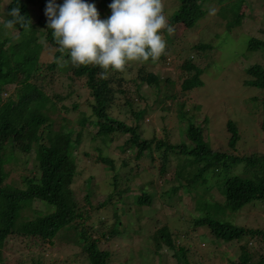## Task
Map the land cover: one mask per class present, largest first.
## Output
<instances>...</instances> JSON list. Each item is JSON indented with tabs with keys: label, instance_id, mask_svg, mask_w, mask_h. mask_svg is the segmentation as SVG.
Segmentation results:
<instances>
[{
	"label": "trees",
	"instance_id": "trees-1",
	"mask_svg": "<svg viewBox=\"0 0 264 264\" xmlns=\"http://www.w3.org/2000/svg\"><path fill=\"white\" fill-rule=\"evenodd\" d=\"M243 1L245 0H180L178 9L171 15L170 24L184 23L187 28H192L206 14V3L212 2L219 6L215 13L218 25L220 21L227 23L229 15L233 17L235 25H240L243 20L253 18L246 13L231 11V6H239L240 8ZM111 2L112 0H98V2L93 3L102 8L99 10L100 14H104V11L111 14L109 8ZM263 2L264 0H261L260 4L255 5L261 7ZM47 4L48 0H7V5L3 10L7 21L12 19L9 13L13 9L23 16L25 21L23 25L19 23L14 25L19 31L16 40H12L11 35L7 33L11 29H4L0 24V249L5 245L9 236L19 233L16 231V227L19 225L30 227L28 232L22 233L25 236L52 244L60 236L61 230L73 228L78 242L83 247L82 250L86 253L89 264H109L112 253L110 250L99 246L100 237L107 238L119 235L121 217L124 214L126 216L134 215L139 221L145 216L150 217V223L151 219L160 220L153 218L152 209L154 207L153 197L158 187L162 186L161 196L164 197L167 194L170 196V200L174 201V197L171 196L175 193L180 206L183 204L181 200L184 198L179 194L181 190L192 196L195 209L199 213L194 214L190 211L184 223L205 226L203 231L205 234L211 235L214 244L221 243L223 245L248 238L246 242L240 245L242 255L239 263L264 264L263 254L259 255V260L253 261L251 252L254 251L247 243L256 237L264 241V230L239 226L228 220L220 219L218 213L209 209V206L213 204L199 195L200 190L197 184H205L206 178L203 173L207 171V165L201 166V157L205 159L209 158L208 155H213L214 157L210 160L217 163L218 169L223 175L221 185L217 187L223 199H215L213 193L210 192L213 201L232 211H237L256 199L264 201V152L233 156L228 151L210 146L204 140L207 133L205 127L208 117L205 116L204 124L201 125V123L194 121L193 114L188 108V98L192 96L197 87L204 84L202 75L208 67V63H203L201 58L209 56L207 54L212 52L213 43L211 41L193 43L191 46L192 56L185 57L182 50L175 54L176 65L180 71L177 79L181 80V89L174 91L167 88L171 94L166 95V97L176 100L180 105V118L183 121L186 120V125L182 126L183 135L188 136L191 143H187L186 139H183L180 144H174L168 139H148L140 131L142 120L146 117L147 106L137 108V98L126 95L121 86L123 79L121 74L123 72L110 69L102 75V70L98 66L73 67L67 51L61 53L53 38L52 30L47 28L48 17L45 14ZM32 7L42 13L39 22L32 18ZM262 30L264 31V29ZM1 34H5L6 37L1 38ZM8 42H10L9 46H6ZM48 46L56 48L55 59L48 64H43L40 62L41 51ZM248 48L253 51L259 49L260 52H264V39L251 38ZM162 57L166 58V55ZM166 62L170 64L168 60ZM44 68L51 71L67 72L73 82L84 80V85L90 94L92 115L82 117L80 122L83 126H94L95 135L101 137L105 143L121 141V134L128 133L129 137L118 143V147L123 152H128L129 155L132 154L134 158L138 159L145 154L154 158L153 152L155 150L161 151L163 162L160 169V179L142 182V186L137 183L134 188L132 172L127 173L125 178L115 172L113 174L115 179L114 191L107 195L105 201L95 205L94 210L83 208L72 188L75 177L79 173L75 155L83 134L80 129L69 125L68 122L62 123L58 129L53 128L54 120L49 116L48 110H55L56 104L51 101V98L52 96L58 97V95L50 94L36 81L43 74ZM21 73L24 75L20 78ZM245 73L248 76L245 79L246 85L264 89L263 64H252L245 69ZM153 76L156 77L153 72H144L142 81ZM166 81L169 83L172 80L167 78ZM159 82L160 79L157 78V91H162L163 86H158ZM12 84L17 85L16 90L5 98L6 87ZM158 94L161 95L162 93L158 92ZM119 97L122 98L125 108L129 107L132 112L136 121L135 124H127L125 119L111 114L110 108L114 106ZM138 97L144 99L141 94H138ZM200 107L201 105L194 104L195 109L199 110ZM227 128L230 133L229 146L234 149L240 137L239 129L233 120L228 121ZM261 128L264 129V101ZM19 152L21 155L18 154ZM31 152L34 153L37 161V171L30 168L29 173L21 176V181L17 182L20 184L6 182L11 173V169H6V164L20 160L27 164L28 161L32 160ZM171 152L178 153L180 158L175 177L172 179L173 183L165 189L163 184L164 181L167 182L168 180L163 173ZM96 161L114 165L113 159L107 156L99 155ZM125 163H131V158H125ZM181 164H184L185 172V169L181 168ZM162 177L164 178L162 179ZM119 179H123V183ZM92 180L90 178L86 185L93 183ZM145 185H149L151 189ZM135 190L138 191L135 192ZM86 192L90 193V190L86 188ZM36 199L42 201L51 211L45 213L42 210H37L32 217L25 214V211L30 212ZM114 205L117 206L114 207ZM118 206L120 207L119 211L117 210ZM104 207L115 208V222L108 231L101 228V235L93 238L90 230H95V227L87 223L91 219L90 212L98 211ZM172 213H174L173 209ZM145 219L142 223L143 229L136 231L141 233L146 231L144 225L147 228L148 226ZM104 223L105 220H100L99 224L102 226ZM125 228L130 229L128 226ZM151 238L155 242L156 255L161 254V249L165 247L162 245L164 243L167 246L165 248L168 252H173L179 264H189L188 248L178 241H174L168 225L157 230ZM41 257L39 258L40 261Z\"/></svg>",
	"mask_w": 264,
	"mask_h": 264
},
{
	"label": "rangeland",
	"instance_id": "rangeland-1",
	"mask_svg": "<svg viewBox=\"0 0 264 264\" xmlns=\"http://www.w3.org/2000/svg\"><path fill=\"white\" fill-rule=\"evenodd\" d=\"M36 2L41 6L38 1ZM56 2L60 4L61 0H56ZM89 2H98V0H89ZM163 3L165 14L170 23L171 15L178 9L180 0H163ZM260 3L261 0H245L240 8L239 6H231L232 12L235 10L237 13H246V15L253 16V18L243 20L240 25H235L233 17L229 15L227 23L220 21L218 25L215 14L209 15V9L214 8L217 11L219 6L216 3L207 2L206 14L192 28H187L184 23H181L172 25L175 28L172 35L163 31L164 39L167 41L166 58L161 56L155 62L150 60L149 62L129 63V66L121 74L123 78L121 86L128 97L137 98V108L147 106L146 117L142 120V127L140 128L144 137L158 140L168 139L174 144H180L183 139H186L187 143H191V139L183 135L182 126L186 125V120L183 121L180 118V105L176 100L166 97V95L171 94L167 88L174 91L181 89V80L177 79L180 71L176 65L175 54L182 50L185 57L192 56L191 46L193 43L211 41L214 46L212 52L207 54L209 56L201 58L204 61L203 63H208V67L202 75L204 84L197 87L192 96L188 98L189 111L193 114L194 121L201 123V125L204 124L203 119L205 116L208 117L205 127L207 133L204 140L210 146L228 151L233 156L264 152V129L261 128L264 89L245 84V79L248 77L245 69L255 63L264 65V52H260L259 49L255 52L248 48L251 38L264 39V31L262 30L264 29V2L261 7L255 5ZM6 5L7 0H0V24L2 25L7 21L3 12ZM32 8V18H34V21L39 22L42 13L35 7ZM97 8L98 10L102 9L99 6ZM109 15L104 11L101 18H107ZM3 31L6 32V30ZM7 33L11 35L12 40H16L19 31L13 26ZM4 37L6 35L1 34V38ZM9 43L6 46H9ZM55 51L56 48L50 46L43 48L40 62L43 64L52 62L55 59ZM144 72H153L156 77L153 76L146 81H142ZM23 75L24 73H21L19 77L21 78ZM157 78L160 79L158 86H163L162 91H157ZM167 78L172 81L168 83ZM36 81L50 94L58 95V97L52 96L51 98V101L56 104L55 110H48L49 116L54 120L53 128L58 129L62 123L68 122L69 125L82 131V140L75 155L79 173L75 177L72 188L83 208L94 210L95 205L106 200L107 195L114 191L115 179L113 174L115 172L124 178L127 173L132 172V176H134L132 185L134 188L137 183L142 186V182L160 179V169L163 162L161 151L155 150L153 152L154 158L145 154L142 158L137 159L118 147V143L129 137L128 133L121 134V141H112L108 144L101 137L95 135L94 126H83L80 122L81 118L92 115L90 94L84 85L83 79L73 82L67 72L51 71L44 68L43 74ZM16 87L15 84L8 85L4 97L7 98L12 94ZM137 92L144 96V99L138 97ZM158 92L162 94L160 95ZM159 96L162 97V100ZM117 99L118 101H115L114 106L110 108L111 114L125 119L127 124H135L136 121L129 107L125 108L121 97ZM194 104L201 105L200 109H195ZM64 106L66 107L64 108ZM229 120L234 121L240 134L234 149L229 146L230 133L227 128ZM18 154L21 155L20 152ZM99 155L110 157L113 159L114 165L97 162L96 159ZM31 156L32 160L28 161L27 164L22 160L6 164V169H11L6 182L17 183L21 181V176L29 173L30 168L37 171V161L33 152H31ZM208 156L209 158L205 159L201 157V166L207 165V171L203 173L206 182L197 185H199V195L213 204L209 206V209L214 213H218L219 218L222 220H228L239 226L264 230L263 200H253L237 211H232L212 200L210 192L213 193L215 199H223L222 194L217 190V187L221 185L223 175L220 173L217 163L210 160L214 156ZM128 157L131 158V163L126 164L125 158ZM179 158V154L174 152H171L168 158L163 173L168 180L167 182L163 180L165 189L173 183L172 179L175 177ZM181 160H184V158H181ZM181 168H184V164H181ZM90 178L93 179V183L86 185ZM123 179H119L120 182L123 183ZM145 186L151 189L149 185ZM86 188L90 190V193L86 192ZM161 191L162 186L158 187L153 197L154 207L152 209L153 218H159L160 220L151 219L150 223V217L145 216L139 221L134 215L126 216L124 214L121 217L122 223L119 226L121 229L119 235L107 238L100 237L99 246L110 250L112 253L109 264H179L173 252H168L164 243L162 245L165 247L161 249V254L156 255L155 242L151 237L164 225L169 226L174 241H178V243L188 248L189 264H240L239 259L242 255L240 245L246 242L248 238L223 245L221 243L214 244L211 235L204 233L203 227L205 226L184 223L190 211L194 214L199 213L195 209L192 196L181 190L179 194L184 196L181 200L184 206L182 203L180 206L175 193L171 196L174 197V201H172L167 194H163L164 197H162ZM116 206L114 205V207ZM114 209L113 207H104L98 211L90 212L91 219L87 223L95 227V230H90L93 238L101 235V228L108 231L114 224ZM118 209H120L119 206ZM172 209L174 213H172ZM37 210H42L45 213L51 211L47 205L36 199L30 212L25 211V214L32 217ZM144 219L148 228L144 225V230H146L144 233L136 231L137 229H143ZM100 220H105L102 226L99 224ZM126 226L130 229L125 228ZM29 230L30 227H26V225L16 227V231L19 233L9 236L5 245L0 249V264H89L86 253H84L81 243L77 240L75 229L61 230L60 236L55 239L54 244L42 242L39 239H33L22 234ZM185 230L188 232L186 233ZM258 239L259 242H257ZM247 243L254 251L251 252L253 261L259 260V255H264V241L256 237L250 239ZM40 257L42 258L41 261Z\"/></svg>",
	"mask_w": 264,
	"mask_h": 264
},
{
	"label": "clouds",
	"instance_id": "clouds-1",
	"mask_svg": "<svg viewBox=\"0 0 264 264\" xmlns=\"http://www.w3.org/2000/svg\"><path fill=\"white\" fill-rule=\"evenodd\" d=\"M111 14L101 18L95 3L89 0H48L45 14L61 53L67 51L71 65L98 66L106 74L110 69L124 72L131 62H155L166 55L163 31L175 28L165 14L163 0H112ZM216 9H209L214 15ZM4 29L23 25L24 17L15 9Z\"/></svg>",
	"mask_w": 264,
	"mask_h": 264
}]
</instances>
